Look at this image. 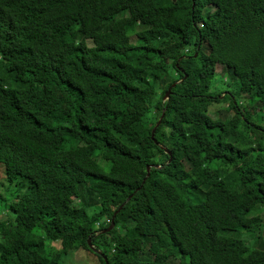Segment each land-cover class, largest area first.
Masks as SVG:
<instances>
[{"label":"trees","instance_id":"1","mask_svg":"<svg viewBox=\"0 0 264 264\" xmlns=\"http://www.w3.org/2000/svg\"><path fill=\"white\" fill-rule=\"evenodd\" d=\"M0 63V264H264V0H0Z\"/></svg>","mask_w":264,"mask_h":264},{"label":"rangeland","instance_id":"2","mask_svg":"<svg viewBox=\"0 0 264 264\" xmlns=\"http://www.w3.org/2000/svg\"><path fill=\"white\" fill-rule=\"evenodd\" d=\"M214 5H210L208 6L209 9H214ZM217 70V74L215 76V84H217L216 87H223L225 88L226 86H230L226 85L225 83H223V79H230L231 73H228L227 71L225 72V69L223 67V65L218 64L216 67ZM225 72V74H224ZM0 74H1V63H0ZM230 75V76H229ZM97 159L101 162V163H106L107 160H104L101 155L97 156ZM104 165V164H103ZM0 171H1V175H3V165H1L0 167ZM10 215H12L11 213H9ZM2 217V216H0ZM261 234L264 233L263 230L260 231ZM48 245H53L54 247H58L60 244L58 241H47ZM65 256V257H64ZM63 256V264H101L100 259L97 255V253H94L91 250H70L69 252H67L66 254H64Z\"/></svg>","mask_w":264,"mask_h":264},{"label":"water","instance_id":"3","mask_svg":"<svg viewBox=\"0 0 264 264\" xmlns=\"http://www.w3.org/2000/svg\"><path fill=\"white\" fill-rule=\"evenodd\" d=\"M174 85H175V84H174ZM170 93H171V88H169V89L167 90V92H166V94H165V99H167V98L169 97ZM164 114H165V112L162 113V115H161V117L159 118L158 122H157L156 125L154 126V128H153V130H152L153 136H154V134H155V131H156L157 126L161 123V120H162ZM166 151H167L169 154H171V151H170L169 149H166ZM148 168H150V167H148ZM148 175H149V172H148ZM139 188H140V187H138L137 190H138ZM130 198H131V196L128 197V199H130ZM122 206H123V204L120 206V208H122ZM117 212H118V210H116L115 214H116ZM115 214H114V216H115ZM114 216H113V218H112L111 224H110L108 227L104 228V229L102 230V232H106V231H109V230L112 229V227H113L114 224H115ZM90 246H91V248H93V249H94L95 251H97L98 253L104 255V253H103L100 249H97L93 244H91ZM104 256H105V255H104ZM105 259L107 260V257H106V256H105ZM106 264H108L107 261H106Z\"/></svg>","mask_w":264,"mask_h":264},{"label":"clouds","instance_id":"4","mask_svg":"<svg viewBox=\"0 0 264 264\" xmlns=\"http://www.w3.org/2000/svg\"><path fill=\"white\" fill-rule=\"evenodd\" d=\"M97 252V251H96Z\"/></svg>","mask_w":264,"mask_h":264}]
</instances>
